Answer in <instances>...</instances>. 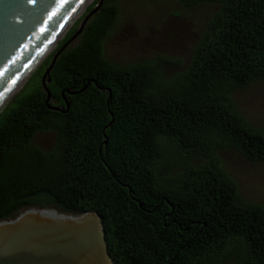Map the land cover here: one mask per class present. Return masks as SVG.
I'll return each instance as SVG.
<instances>
[{"label":"trees","instance_id":"1","mask_svg":"<svg viewBox=\"0 0 264 264\" xmlns=\"http://www.w3.org/2000/svg\"><path fill=\"white\" fill-rule=\"evenodd\" d=\"M95 1L0 107V220L29 207L94 212L112 264H264V203L219 161L264 160V131L232 99L264 83V0H175L214 10L170 74L177 61L163 55L105 56L117 4L102 0L55 59L46 102L40 76Z\"/></svg>","mask_w":264,"mask_h":264},{"label":"water","instance_id":"2","mask_svg":"<svg viewBox=\"0 0 264 264\" xmlns=\"http://www.w3.org/2000/svg\"><path fill=\"white\" fill-rule=\"evenodd\" d=\"M84 1L0 0V107L55 46ZM101 2L95 1L76 29L52 53L40 76L46 102V83L55 59ZM48 108L59 110L52 105ZM0 264H112V260L96 213L29 207L10 219L0 220Z\"/></svg>","mask_w":264,"mask_h":264},{"label":"rangeland","instance_id":"3","mask_svg":"<svg viewBox=\"0 0 264 264\" xmlns=\"http://www.w3.org/2000/svg\"><path fill=\"white\" fill-rule=\"evenodd\" d=\"M92 1L88 2L74 21L83 14ZM116 4V22L103 42L105 56L117 63L150 59L157 55L177 61V65L169 64L162 67L165 74H170L185 65L205 21L214 10L212 5H200L183 10L175 0H116ZM54 47L23 81H26ZM232 99L243 117L252 126L264 131V83H251L235 91ZM37 143L43 148H49L52 143L51 134H39ZM219 161L235 181L239 193L244 198L264 203V160L250 163L231 151H222L219 153Z\"/></svg>","mask_w":264,"mask_h":264},{"label":"bare ground","instance_id":"4","mask_svg":"<svg viewBox=\"0 0 264 264\" xmlns=\"http://www.w3.org/2000/svg\"><path fill=\"white\" fill-rule=\"evenodd\" d=\"M89 1H91V0H85V1H84L83 5H82V6H81V7L75 12V14H74V16H73V19H75V18L78 16V14L81 13V11L85 8V6L88 4ZM42 58H43V57H42ZM42 58H41V59H42ZM41 59H40V60H41ZM40 60H39V61H40ZM39 61H38V62H39ZM26 77H27V75H26ZM26 77H25V78H26ZM23 80H24V78H23L22 81L16 86V88L13 90L12 93H14V91L20 86V84L23 82Z\"/></svg>","mask_w":264,"mask_h":264}]
</instances>
